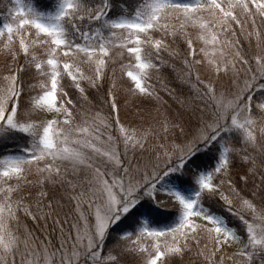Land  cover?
Segmentation results:
<instances>
[{"label":"snow or ice","instance_id":"obj_1","mask_svg":"<svg viewBox=\"0 0 264 264\" xmlns=\"http://www.w3.org/2000/svg\"><path fill=\"white\" fill-rule=\"evenodd\" d=\"M10 2L0 264H264V0Z\"/></svg>","mask_w":264,"mask_h":264},{"label":"trees","instance_id":"obj_2","mask_svg":"<svg viewBox=\"0 0 264 264\" xmlns=\"http://www.w3.org/2000/svg\"><path fill=\"white\" fill-rule=\"evenodd\" d=\"M12 5L10 4H4L3 0H0V26H2V24L5 22V19L7 17V10L8 8H10ZM180 66L179 64H177V73L180 72ZM177 73H170V72H165L163 73V75L165 77H167L168 79L170 80H176V74ZM154 84H156L157 88H160V85L155 81V79L152 81ZM176 83H179V81H176ZM171 86H174V85H171ZM105 87H107V84H105ZM70 93H72L73 95V98H75V93H74V90L72 89H67ZM161 97L163 100L165 101H168V102H171V100L169 99V97L163 92L161 91L160 93ZM121 105L123 106L124 105V102H123V99L121 98ZM103 114V113H102ZM121 115L123 116L124 114L121 112ZM189 258H193L192 257V254H189V257H186L185 259V264H188V259Z\"/></svg>","mask_w":264,"mask_h":264},{"label":"rangeland","instance_id":"obj_3","mask_svg":"<svg viewBox=\"0 0 264 264\" xmlns=\"http://www.w3.org/2000/svg\"><path fill=\"white\" fill-rule=\"evenodd\" d=\"M109 75H111V72H109ZM120 76L119 71H117V77ZM126 79V78H125ZM124 86L126 87V84H124ZM121 98L123 99V102L125 103V94L123 93V91H121ZM137 103H140L139 101H137ZM157 102L156 101H151L150 103H145V107H151L154 106ZM171 103V102H169ZM132 111H134V109H132ZM122 113L124 114V112L122 111ZM65 211H67V208H65ZM37 235H39V233H37ZM17 259L19 260V257H17Z\"/></svg>","mask_w":264,"mask_h":264},{"label":"bare ground","instance_id":"obj_4","mask_svg":"<svg viewBox=\"0 0 264 264\" xmlns=\"http://www.w3.org/2000/svg\"><path fill=\"white\" fill-rule=\"evenodd\" d=\"M3 2H4V4H9L10 0H3ZM10 4H11V2H10Z\"/></svg>","mask_w":264,"mask_h":264}]
</instances>
